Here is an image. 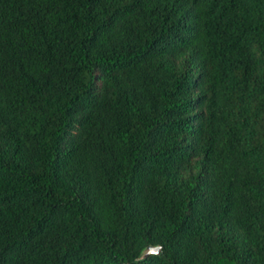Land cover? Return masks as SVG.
<instances>
[{"label": "trees", "instance_id": "trees-1", "mask_svg": "<svg viewBox=\"0 0 264 264\" xmlns=\"http://www.w3.org/2000/svg\"><path fill=\"white\" fill-rule=\"evenodd\" d=\"M0 264H264V0H0Z\"/></svg>", "mask_w": 264, "mask_h": 264}, {"label": "water", "instance_id": "water-1", "mask_svg": "<svg viewBox=\"0 0 264 264\" xmlns=\"http://www.w3.org/2000/svg\"><path fill=\"white\" fill-rule=\"evenodd\" d=\"M158 250V245H147L145 246L141 252L140 255H146L147 253H156Z\"/></svg>", "mask_w": 264, "mask_h": 264}]
</instances>
